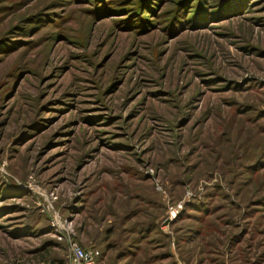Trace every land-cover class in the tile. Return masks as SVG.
I'll return each mask as SVG.
<instances>
[{"label": "rangeland", "instance_id": "1", "mask_svg": "<svg viewBox=\"0 0 264 264\" xmlns=\"http://www.w3.org/2000/svg\"><path fill=\"white\" fill-rule=\"evenodd\" d=\"M264 264V0H0V264Z\"/></svg>", "mask_w": 264, "mask_h": 264}, {"label": "built area", "instance_id": "2", "mask_svg": "<svg viewBox=\"0 0 264 264\" xmlns=\"http://www.w3.org/2000/svg\"><path fill=\"white\" fill-rule=\"evenodd\" d=\"M69 264H98L100 252L98 250H85L83 247L73 243L70 250Z\"/></svg>", "mask_w": 264, "mask_h": 264}]
</instances>
